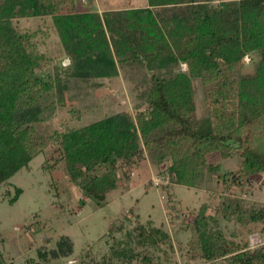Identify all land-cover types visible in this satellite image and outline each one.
I'll return each instance as SVG.
<instances>
[{
    "label": "trees",
    "instance_id": "trees-1",
    "mask_svg": "<svg viewBox=\"0 0 264 264\" xmlns=\"http://www.w3.org/2000/svg\"><path fill=\"white\" fill-rule=\"evenodd\" d=\"M213 1L142 0L139 7L100 13L78 10L76 0H0V185L29 168L44 147L34 123L47 110L43 95L52 88L37 73L54 60L45 49L49 33L37 24L47 15L71 59L68 70L123 76L138 99L136 113L125 109L60 135L64 173L87 196L100 203L128 178L124 168L142 158V139L144 147L160 151L159 162L167 161L161 176L173 185L195 187L216 173L227 187L242 191L264 174V0ZM199 82L207 107L202 117L196 115ZM214 152L222 159L239 156L238 169L222 171L221 162L209 161ZM15 191L11 202L22 188ZM223 205L224 217L241 227L261 224L264 233V205L239 197ZM216 223L203 204L192 222L191 245L199 257L209 264H264V244L252 248ZM133 241L158 251L171 236L162 227H133L108 258L86 264H132ZM46 245L38 250L39 261L28 258L25 264L59 261L76 251L66 233L53 247ZM140 262L153 264V251Z\"/></svg>",
    "mask_w": 264,
    "mask_h": 264
},
{
    "label": "rangeland",
    "instance_id": "rangeland-1",
    "mask_svg": "<svg viewBox=\"0 0 264 264\" xmlns=\"http://www.w3.org/2000/svg\"><path fill=\"white\" fill-rule=\"evenodd\" d=\"M140 1L76 0V8L102 13L108 9L139 7ZM63 7L70 5L65 3ZM37 24L49 33L45 49L54 58L37 70L52 83V88L43 95L44 106L49 109L34 123L37 141L44 143V147L31 160L29 168H22L0 185V247L5 255L4 264H25L28 258L39 261V248L45 244L47 248L53 247L62 233L73 239L75 253L59 261L51 258L46 264L102 261L103 256L111 255L118 239H125L127 230L138 226L148 230L153 226L162 227L170 233L171 242L161 243L157 251L153 246H141L133 241L129 247L136 248L137 257L132 264H140L145 251H153V264H209L191 245L196 239L192 222L203 204L228 237L235 233L238 241H248L252 248L264 244L261 224L241 227L221 214L228 197H239L249 205H264V174L252 177L242 191L237 186L227 187L217 179L216 173L214 176L207 173L202 184L195 187L173 185L168 175L161 176V171L167 169V161L159 162L160 151L144 147L142 139V158L125 166L128 178L108 193L104 201L98 203L73 184L63 170L60 135L125 109L136 113L138 99L134 84L123 76L103 79L94 78L88 71L68 70L65 65L71 59L60 44L59 35L51 28L54 27L51 16L40 17ZM182 69H187L186 63ZM201 85H197V117L207 113ZM240 160L236 155L222 159L219 152L209 155L210 162H221L222 171H236ZM163 183L165 187L160 186ZM16 187H21L22 193L11 202ZM114 261L127 264L118 259Z\"/></svg>",
    "mask_w": 264,
    "mask_h": 264
},
{
    "label": "built area",
    "instance_id": "built-area-1",
    "mask_svg": "<svg viewBox=\"0 0 264 264\" xmlns=\"http://www.w3.org/2000/svg\"><path fill=\"white\" fill-rule=\"evenodd\" d=\"M158 180V182H159V179H157ZM161 181L163 182L164 181V179H161ZM159 184V183H158Z\"/></svg>",
    "mask_w": 264,
    "mask_h": 264
}]
</instances>
